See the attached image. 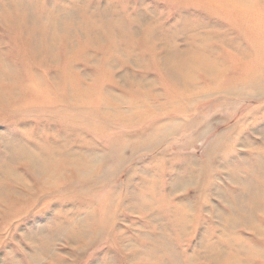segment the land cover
Wrapping results in <instances>:
<instances>
[{
  "label": "rangeland",
  "instance_id": "rangeland-1",
  "mask_svg": "<svg viewBox=\"0 0 264 264\" xmlns=\"http://www.w3.org/2000/svg\"><path fill=\"white\" fill-rule=\"evenodd\" d=\"M248 1L0 0V264H264Z\"/></svg>",
  "mask_w": 264,
  "mask_h": 264
},
{
  "label": "bare ground",
  "instance_id": "bare-ground-1",
  "mask_svg": "<svg viewBox=\"0 0 264 264\" xmlns=\"http://www.w3.org/2000/svg\"><path fill=\"white\" fill-rule=\"evenodd\" d=\"M228 2H226V4L228 5V6H233V7H238L239 9H247V8H249V7H251L250 5H251V2L250 1H248V0H227ZM217 2H219V1H217ZM221 6V5H220ZM222 6H223V4H222ZM226 7V6H225ZM253 7V6H252ZM251 7V8H252ZM221 8H223V7H221ZM228 9V8H227ZM238 9V10H239ZM255 9V8H254ZM241 10V11H242ZM243 10V11H244ZM242 11V12H243ZM245 13V12H244ZM231 19V18H230ZM233 21V20H232ZM195 27H199V30H202L203 28H205L203 25H195ZM148 35V34H147ZM208 36H211V34L210 33H208ZM199 37V36H198ZM146 38H147V36H146ZM153 39V38H152ZM207 40V39H206ZM263 40H264V38H263ZM262 40V41H263ZM152 41V40H151ZM168 42H170V41H168ZM173 43H171V45H172ZM195 44V46H191V48L193 49L191 52H192V55L193 56H191L192 58L191 59H189L190 61L188 62L189 63V66L190 67H193V65H195L197 68H196V70L199 72V73H201V74H203V76L205 75V77L206 78H209V79H213L214 78V76L216 75L217 76V74H216V72H217V67H218V64H217V61L214 59V57H213V55H212V49L211 48H208V49H205L204 48V43L202 42V41H199V42H195L194 43ZM196 44H198V45H200V47L199 46H196ZM150 46V45H149ZM152 46V45H151ZM165 46V45H164ZM174 48V47H173ZM168 49V48H167ZM205 49V50H204ZM211 49V50H210ZM171 50V49H170ZM190 51V50H189ZM207 51V52H206ZM188 52V50H184V51H181L180 53H179V51H178V53H179V55L181 56L180 58H181V60L182 61H185V59H187V53ZM200 53H203V54H200ZM206 54V55H205ZM168 55H169V53H168ZM165 56V55H164ZM211 59H213V63H211V62H209ZM164 60V62H166L167 61V58L166 59H163ZM173 74V73H172ZM200 92H201V90H200ZM185 94V93H184ZM187 94V93H186ZM207 94H209V93H207ZM196 96V95H195ZM191 98H194V97H191ZM189 99V98H188Z\"/></svg>",
  "mask_w": 264,
  "mask_h": 264
}]
</instances>
